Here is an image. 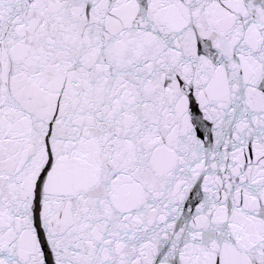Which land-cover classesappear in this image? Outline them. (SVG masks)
Returning <instances> with one entry per match:
<instances>
[{
	"label": "snow or ice",
	"instance_id": "snow-or-ice-1",
	"mask_svg": "<svg viewBox=\"0 0 264 264\" xmlns=\"http://www.w3.org/2000/svg\"><path fill=\"white\" fill-rule=\"evenodd\" d=\"M0 264H264V0H0Z\"/></svg>",
	"mask_w": 264,
	"mask_h": 264
}]
</instances>
